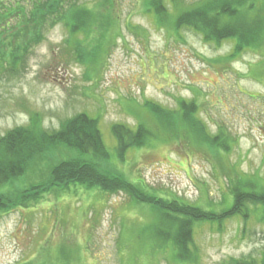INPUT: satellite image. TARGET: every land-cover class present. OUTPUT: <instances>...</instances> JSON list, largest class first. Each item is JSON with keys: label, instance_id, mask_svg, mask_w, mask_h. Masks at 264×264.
Wrapping results in <instances>:
<instances>
[{"label": "rangeland", "instance_id": "obj_1", "mask_svg": "<svg viewBox=\"0 0 264 264\" xmlns=\"http://www.w3.org/2000/svg\"><path fill=\"white\" fill-rule=\"evenodd\" d=\"M83 1L92 5L96 0ZM202 1L164 0L158 23L145 7L146 0H114L111 15L117 21L110 33L100 28L99 20L87 37L76 38L83 40L89 54L94 46H103L99 59H94L97 64L77 59L74 44L66 42L69 34L63 24L47 23L19 71L3 68L0 72V137L16 127H27L31 120L54 133L67 119L87 113L97 118L111 154L110 161L98 164L100 168L115 169L160 198L220 212L233 202L230 179H236L237 172L252 178L253 188L260 189L264 182V25L252 43L255 50L244 48L228 59L233 41H207L191 25L173 28L181 13ZM254 7L251 18L260 19L262 1ZM10 44L4 41L5 47L11 48ZM181 100L196 102V115L211 135L222 129L230 137L228 153L221 149L217 156L193 135L182 143L157 140L155 133L156 138L145 146L132 147L125 161L119 159L114 124L135 129L142 122L154 129L145 102L176 110ZM91 158L64 144L50 146L44 156L35 152L28 158V169L14 187L0 188L22 192L42 187L62 161ZM25 204L0 211V264H223L248 257L261 264L264 259V223L255 204L246 222L233 217L221 226L196 225L192 239L197 250L191 251L198 258L195 262L178 258L172 242V248L150 246V231L141 229L153 222L150 207L134 204L125 192L71 184L62 190L54 187L37 202Z\"/></svg>", "mask_w": 264, "mask_h": 264}, {"label": "trees", "instance_id": "obj_2", "mask_svg": "<svg viewBox=\"0 0 264 264\" xmlns=\"http://www.w3.org/2000/svg\"><path fill=\"white\" fill-rule=\"evenodd\" d=\"M146 1L145 7L147 5V10L160 23L161 14L165 11L164 0ZM256 1L258 0H204L181 13L173 28L179 30L180 27L191 25L199 30L207 41H233L235 45L233 53L228 56L230 59L244 48L255 50L252 43L257 41L256 36L261 35V26L264 25V8L261 10L263 15L260 19H257V16L251 18ZM261 1L264 6V0ZM114 9V0H96L92 5L83 0H0V72H4L3 68L13 73L19 71L27 60L30 45L41 39L47 23L51 26L63 24L69 34L66 42L74 44L77 59L83 63H88V60L94 62V59H99L103 46H94L89 54L83 40L76 41V38L79 35L87 37L99 20L100 28L110 33L113 23L117 21L114 17L116 15H111ZM1 36L4 38L1 39ZM102 39L104 41V37ZM5 40L11 43V48L5 47ZM20 40L26 45L25 48L19 44ZM7 51L10 52L9 55ZM196 107L197 104L193 100L179 101L176 110L146 101L143 108L151 116L156 128L149 129L142 122L135 129L124 124H114L112 131L117 139V156L121 161H125L126 154L132 147L145 146L151 138H156L155 133L157 140L167 142L176 139L182 143H188L193 135L199 142L216 151L217 156L221 149L228 153L230 137L222 129L220 134L211 135L206 129V124L196 115ZM57 144H64L83 156L91 155L94 158L62 161L54 166L52 179L42 187L26 188L22 192L4 191L5 189L0 188V211H7L15 205H26L28 201L37 202L43 192H48L54 187L62 190L71 184L88 189L100 188L112 193L125 192L134 204L150 207L148 212L153 222L148 225L145 223L141 227L150 231V246L153 244L155 249L156 245L160 244V248H172L169 243L172 242L178 250V258L192 262L198 260L196 254L191 252L192 248L194 252L197 250L192 239L196 225L221 226L225 219L233 217H242L246 222L252 215V204L257 206L256 209L261 213L258 219L264 223V182L260 189H254L253 179H246L238 172L236 179H230L232 204L217 212L205 210L180 199L160 198L145 191L148 188L141 183L139 184L143 187L139 188L138 183L120 176L115 169L117 174L112 170L100 168L98 164L110 161L111 154L104 144L97 118L87 113L67 119L62 128L54 133L42 130L38 122L31 120L27 127H16L0 137V187H14L28 169L25 167L26 163L29 164L28 158L35 152L44 156L50 146ZM223 264L257 263L254 258L248 257L231 259ZM261 264H264V259Z\"/></svg>", "mask_w": 264, "mask_h": 264}]
</instances>
